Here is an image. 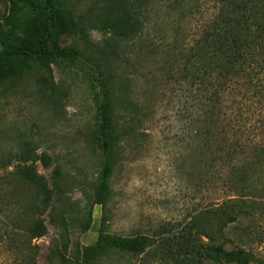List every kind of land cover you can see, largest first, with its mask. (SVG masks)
<instances>
[{
	"label": "rangeland",
	"instance_id": "obj_1",
	"mask_svg": "<svg viewBox=\"0 0 264 264\" xmlns=\"http://www.w3.org/2000/svg\"><path fill=\"white\" fill-rule=\"evenodd\" d=\"M62 2L61 46L76 48L101 66L113 86L110 194L104 207L94 204L105 158L95 96L82 72L44 62L5 81L0 88V264H16L27 247L30 264H73L77 244L92 246L100 233L123 244L157 235L192 236L196 214L225 201L222 182L200 174L192 93L175 81L170 67L172 46L192 45L227 0ZM10 8L11 0H0V24ZM33 177L46 200L32 224L36 237L28 242L15 216L32 198L23 178ZM247 227L264 231V218L242 222L241 228ZM255 251L263 256L262 246ZM56 252L66 257L64 263ZM145 258L111 249L97 264H145Z\"/></svg>",
	"mask_w": 264,
	"mask_h": 264
},
{
	"label": "trees",
	"instance_id": "obj_2",
	"mask_svg": "<svg viewBox=\"0 0 264 264\" xmlns=\"http://www.w3.org/2000/svg\"><path fill=\"white\" fill-rule=\"evenodd\" d=\"M62 7V0H11L0 24V88L44 62H62L82 72L95 96L96 131L105 158L94 204L104 207L116 133L113 86L101 66L78 49L61 46ZM172 47V75L192 93V139L197 165L203 167L200 174L209 182H222L225 201L196 214L192 236L157 235L123 244L100 233L92 246L77 244L73 264H97L111 249L144 254L145 264H264V231L241 228L244 221L264 218V0H227L192 45ZM23 180L32 188V198L14 216L31 242L36 237L32 224L46 198L37 177ZM91 220L89 213L85 230ZM258 246L263 247L262 257L256 254ZM28 248L16 264L32 262ZM56 255L65 262L63 254Z\"/></svg>",
	"mask_w": 264,
	"mask_h": 264
}]
</instances>
